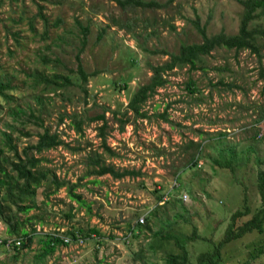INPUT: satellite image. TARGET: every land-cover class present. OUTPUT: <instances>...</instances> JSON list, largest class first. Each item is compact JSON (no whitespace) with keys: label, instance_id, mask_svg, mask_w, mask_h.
<instances>
[{"label":"rangeland","instance_id":"1","mask_svg":"<svg viewBox=\"0 0 264 264\" xmlns=\"http://www.w3.org/2000/svg\"><path fill=\"white\" fill-rule=\"evenodd\" d=\"M144 1L157 5L0 0V82L9 85L5 94L12 96L11 101L0 96V132L11 131L19 153L34 144L44 127L31 117L9 113L17 107L33 109L63 141L36 154L40 165L75 184L74 192L83 201L71 199L67 185L38 187V207L26 214L17 211L21 220L31 218L35 230L30 246L20 251L0 247V264H168V257L182 255L180 245L189 264H196L221 241L234 212L248 209L236 219L239 225L261 207L258 173L264 164L255 160L264 158V43L259 53L215 47L201 55L194 70L185 65L167 71L165 84L142 106L146 118L128 106L150 82L152 66L168 63L184 44L202 42L196 18L208 35L235 34L242 4ZM255 25L264 26V12L249 26ZM79 65L86 81L80 78ZM32 73L69 75L75 85L43 94L42 86H32ZM39 95L43 108L34 102ZM101 115L104 120H95ZM75 121L82 122V130ZM231 146L239 158L249 146L254 153L245 162L233 159L229 166L213 163L218 152H228ZM97 156L116 171L140 173L96 175L92 170ZM193 156L198 157L196 164ZM12 209L17 210L16 205ZM7 214L6 219L0 216V238L15 237L7 234ZM143 215L146 221L140 223ZM71 227L80 228L81 234L92 227L97 232L82 236V243L58 244L52 254L37 258L45 233L65 234ZM247 260L264 264V230L254 229L225 245L219 264Z\"/></svg>","mask_w":264,"mask_h":264},{"label":"trees","instance_id":"2","mask_svg":"<svg viewBox=\"0 0 264 264\" xmlns=\"http://www.w3.org/2000/svg\"><path fill=\"white\" fill-rule=\"evenodd\" d=\"M119 5L122 7L127 6H151L156 4L153 1H144V0H116ZM243 6V13L240 18V26L239 30L235 34H225L223 32H218L215 34L208 35L206 33V28L201 26L198 19L196 18L193 23L196 29L202 36V42L200 43H192V44H184L180 47L179 52L175 54H171V60L162 65L151 67L152 77L150 82L147 85L141 87L132 97L129 102V109L134 112L137 116L146 118L147 113H143V104L149 98V95L154 93L157 87H161L165 84L166 79L163 78V75L167 71H171L174 67L177 66H189L190 70H194L196 68V62L200 60L201 55L208 54L211 49L215 47H224V48H235L240 50L242 48L250 49L255 53H259L261 49V45L264 43V26L255 25L251 28L250 23L256 19L259 15V11L264 12V0H237ZM259 10V11H258ZM38 14L42 15V12ZM44 17V16H40ZM45 18V17H44ZM58 24V23H57ZM84 35L88 32V28H82ZM85 38H83V41ZM60 63L59 60L56 61ZM78 72L80 74V78L82 77L83 81L87 80V75L85 74L82 66L79 65ZM261 78L264 79V70H261ZM29 78L32 80V86H42L43 94L47 93H56L57 91L65 90L73 85H75L73 79L69 75H63L61 73H53L52 75H44L40 73H32L29 75ZM194 85V82H190ZM9 87V85L0 82V96L7 101L12 100V96L5 94V90ZM63 91V92H65ZM35 96L34 102L39 108H43L44 100L42 97ZM39 112V111H38ZM9 113L14 118H20V116H26L27 118L31 117L34 121L39 125L43 126L44 129L42 132H38L36 134L37 139L34 144H30L25 146L22 149L21 153L18 152L17 144L12 138L11 131L2 130L0 139V191L2 194L0 195V216L6 219L4 216V212L7 211L8 220L7 222V234L15 237L5 236L3 237L4 242H7L8 239H15V241H19L20 245H13L9 249H26L30 246L31 237L34 232V227H32L30 223L31 218L25 217L24 220H21L17 216V211L26 214L29 209L37 208L35 202V191L38 187L42 185H54V187L58 188L61 186L67 185L68 195L71 199H75L78 202H83L81 199V195L74 192L75 184L71 185L64 180H60L56 174H51L48 169H45L42 165H40V159L36 156V154L42 153L45 150L51 149L56 145L61 144L63 141L59 137L56 132H51L48 127H45L43 124L42 118L40 115H35L33 109L30 107H26L25 109H21L17 107L16 109H11ZM63 118L61 116L60 122H62ZM95 120H104V116H99ZM77 128L82 130V122L75 121ZM105 124V123H104ZM7 128L11 127L10 124L6 123ZM104 126V125H103ZM103 129L101 128L100 134H103ZM22 134L28 135V132H23ZM106 149L109 147L104 143ZM249 151L247 152L245 157L239 158L238 155H235L233 146L229 147L228 152L219 153L218 158L213 159V163L217 165L225 164L229 166L233 159H239L240 162H245L250 156L251 153H254V150L251 146L248 147ZM28 150H34V152L28 153ZM7 152L11 153V155H7ZM224 156V157H223ZM192 164H196L197 158L192 157ZM258 164H264V158L255 160ZM94 164L97 168L93 169V173L96 175H103L105 173H110L114 177H122L127 174H139V171L128 170L125 169L123 171H116L113 166L105 165L97 156L94 159ZM223 166V165H222ZM51 174V175H50ZM49 188L48 186L46 187ZM258 190L261 197V207L246 221L242 224L237 225L236 219L240 216L246 215L248 213V209L244 211H236L231 216V222L224 229V235L221 238V241L215 245L214 249L211 252H207L201 254L198 257V261L196 264H219L221 263V250L223 247L236 239L243 236L245 233L251 232L256 229L259 232L264 230L263 222H264V171H259L258 173ZM27 202V204H26ZM12 205H16L17 210L12 209ZM1 216V217H2ZM68 217L72 216V213L67 214ZM29 223L30 230L27 229V224ZM141 225V224H139ZM88 231V232H87ZM86 232H82L80 228L71 227L70 230H67L65 234L55 233H45L44 238L40 239V253L36 256L37 258H44L48 254H52L58 244H63V239L60 235H67L72 239V242H76L77 234H80L83 237H88L89 233H96L97 230L92 227L87 229ZM165 238H169L171 236H164ZM183 250L182 255H172L168 257V264H189L188 255L185 251L183 245H180ZM8 250V249H7ZM263 253L258 250L257 254ZM252 257V256H251ZM252 261L247 260L242 264H251Z\"/></svg>","mask_w":264,"mask_h":264},{"label":"built area","instance_id":"3","mask_svg":"<svg viewBox=\"0 0 264 264\" xmlns=\"http://www.w3.org/2000/svg\"><path fill=\"white\" fill-rule=\"evenodd\" d=\"M173 187H178V186L176 185V183H174ZM182 197H183V201H187L188 196H187L186 193H183ZM139 221H140V223H145L146 216L145 215L141 216ZM60 236L63 239V244L64 245H69V244L72 243V239L69 236H67V235H60ZM76 242L82 243L83 242V237L81 235L77 234ZM13 245L19 246L20 242L19 241H15V239H13V238L12 239L9 238L7 242H4L3 237L0 238V247L3 246L4 248H10Z\"/></svg>","mask_w":264,"mask_h":264}]
</instances>
